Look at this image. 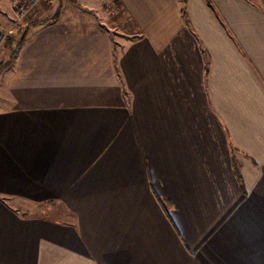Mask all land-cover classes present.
Here are the masks:
<instances>
[{
  "label": "crops",
  "instance_id": "0c3cea01",
  "mask_svg": "<svg viewBox=\"0 0 264 264\" xmlns=\"http://www.w3.org/2000/svg\"><path fill=\"white\" fill-rule=\"evenodd\" d=\"M39 7L0 75V264H264V0Z\"/></svg>",
  "mask_w": 264,
  "mask_h": 264
},
{
  "label": "rangeland",
  "instance_id": "374dc122",
  "mask_svg": "<svg viewBox=\"0 0 264 264\" xmlns=\"http://www.w3.org/2000/svg\"><path fill=\"white\" fill-rule=\"evenodd\" d=\"M17 1H21V2H23L24 0H14L13 2H12V5H11V9H12V18L11 19H9V20H7V21H4V23H3V26H4V31H3V33H4V37H11L12 39H13V45H12V47H15V45H16V43H17V41H18V39L22 36V34L24 33V30L22 29V28H20V25L24 22V21H26V20H28V19H30V18H32V14L34 13V12H36V10L38 9V8H40L39 6L41 5V3H42V1L39 3V4H37L32 10H30V12H27V13H25V15H23V16H20L18 13H17V8L15 7V5H16V3H17ZM44 2V1H43ZM32 15V16H31ZM35 15V14H34ZM4 39V38H3ZM3 46H4V49H6L7 51H6V55H8L9 54V51L11 52L12 51V49L13 48H10V49H8L7 47H5V41L3 40ZM9 58V56H7V58H5V60L4 61H6L7 59ZM15 207H17V208H21V205H20V203H17V202H15ZM23 208H25V210L26 209H28V210H30V212H32V213H35V212H39L40 211V209L41 208H39V207H36V206H33V205H27V206H25V207H23ZM45 214L47 215V216H49V217H52V218H55V214L53 215V214H48V212H45ZM230 236H231V238H230V240H228V244L229 245H231V246H233V233H230ZM250 245V241H248L247 243H245V242H243V248L244 249H246L247 250V248L246 247H248ZM233 248V247H232ZM248 255H250V254H248ZM227 256H229V255H227ZM244 256H246V255H244ZM225 259V258H224Z\"/></svg>",
  "mask_w": 264,
  "mask_h": 264
},
{
  "label": "trees",
  "instance_id": "16d2710c",
  "mask_svg": "<svg viewBox=\"0 0 264 264\" xmlns=\"http://www.w3.org/2000/svg\"><path fill=\"white\" fill-rule=\"evenodd\" d=\"M24 37H25V35L22 34V36L18 39L15 47H12L13 39L11 37H4L5 47H7L8 49H10V48H13V49L11 52L9 51V54H8L9 58L6 61L0 60V75L3 73V71L5 69H7L9 66H11L14 58L17 55L18 50L20 49V47L24 41ZM234 174L236 176L237 181L240 183V186H242V188H243L242 178H241L239 170L236 167L234 168Z\"/></svg>",
  "mask_w": 264,
  "mask_h": 264
},
{
  "label": "built area",
  "instance_id": "2783aa9c",
  "mask_svg": "<svg viewBox=\"0 0 264 264\" xmlns=\"http://www.w3.org/2000/svg\"><path fill=\"white\" fill-rule=\"evenodd\" d=\"M47 0H24L23 2L17 1L15 7L17 8V13L20 16L25 15V13L30 12L37 4Z\"/></svg>",
  "mask_w": 264,
  "mask_h": 264
},
{
  "label": "water",
  "instance_id": "95a60500",
  "mask_svg": "<svg viewBox=\"0 0 264 264\" xmlns=\"http://www.w3.org/2000/svg\"><path fill=\"white\" fill-rule=\"evenodd\" d=\"M2 36H3V32L2 30H0V39L2 38Z\"/></svg>",
  "mask_w": 264,
  "mask_h": 264
}]
</instances>
